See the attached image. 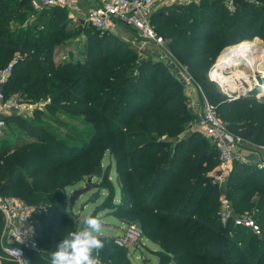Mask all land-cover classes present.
I'll return each mask as SVG.
<instances>
[{
    "label": "trees",
    "instance_id": "1",
    "mask_svg": "<svg viewBox=\"0 0 264 264\" xmlns=\"http://www.w3.org/2000/svg\"><path fill=\"white\" fill-rule=\"evenodd\" d=\"M30 11L29 0H0V67L17 48L35 52L17 58L2 86L4 95L20 93L24 101L49 96L47 109L73 106L70 115L78 111L92 124L85 131L71 129L68 138L45 127L40 121L48 116L45 111L36 109L31 118L16 113L5 117L1 130L8 124L17 129H7L13 139L8 140L7 133L0 135V194L20 189L21 198L40 209L32 216L40 252H28L31 264H50L42 253H52L67 233L78 230L66 205L65 187L85 182L90 174L91 188L106 191L89 215L100 210L147 215L142 236L162 249L156 252L159 264H264V167L234 161L226 183L235 212L258 211L252 216L260 227V234H255L231 219L221 222L218 184L206 170L200 171L219 163L218 150L206 137L192 130L173 147L171 140L151 136L152 132L175 135L192 118L182 92L184 80L162 61L138 57L117 34L75 25L65 9L43 10L28 23ZM149 22L168 39V49L192 79L219 97L214 107L226 128L244 142L264 146V96L228 101L211 91L214 83L206 76L224 47L244 38L264 39V0H235L233 12L222 0L173 4L152 13ZM243 28L254 31L248 34ZM80 32L85 37L83 57L54 63V47ZM138 138L143 142L138 144ZM100 142L103 145L98 146ZM106 151L109 162H114L117 202L112 164L101 167ZM209 223L213 229L206 233ZM106 238L102 236L104 244Z\"/></svg>",
    "mask_w": 264,
    "mask_h": 264
},
{
    "label": "built area",
    "instance_id": "2",
    "mask_svg": "<svg viewBox=\"0 0 264 264\" xmlns=\"http://www.w3.org/2000/svg\"><path fill=\"white\" fill-rule=\"evenodd\" d=\"M29 1L31 11L28 16V23L32 22L43 10L59 7L65 9L67 17L75 25L82 28L94 27L100 31L114 33V30L119 26L128 27L131 30V35L139 41L137 48H143L144 43L159 47L162 52L161 56L172 61V64L181 70V76L183 77L181 78L187 82L193 81L190 74L177 60H171V52L167 47L165 37L156 33L150 25L149 17L164 6L198 4L201 0ZM222 2L229 12L235 10V0H222ZM17 58L18 56L14 57L5 66L0 67V130L5 125L6 116L15 113L21 114L29 109L20 93L5 96L2 91V86L7 82ZM215 83L218 82L215 81ZM222 91L227 98L241 93L236 91L229 94L224 90ZM193 130L206 137L218 150L219 169L211 174L213 181L219 183L223 170L230 169L234 161L242 163L255 162L258 168L264 167V158L256 161L250 158L249 152L244 146H239V143L244 141L226 128L225 124L218 118L214 105L206 99L202 100L200 111L193 121ZM219 203V218L222 223L225 224L231 219L234 225L249 229L255 234H260V227L252 217L245 215L236 216L231 213V205L226 197H223V195L219 196ZM39 210L36 206L30 205L22 199L12 195L0 194V213L5 233V240L2 241L1 250L13 264H31L28 252H40V247L32 228V216ZM142 237V232L137 226L132 223H126L123 233L114 238V241L119 246L128 249L136 246Z\"/></svg>",
    "mask_w": 264,
    "mask_h": 264
},
{
    "label": "rangeland",
    "instance_id": "3",
    "mask_svg": "<svg viewBox=\"0 0 264 264\" xmlns=\"http://www.w3.org/2000/svg\"><path fill=\"white\" fill-rule=\"evenodd\" d=\"M43 27V26H42ZM46 31H53V29L51 27H46L45 29ZM116 31V30H114ZM254 31V29H250V28H243V32L251 34ZM116 34V33H115ZM70 36V35H69ZM54 40H56L55 37H53ZM85 37L82 35V32H80V34L78 35H72L68 38V40L64 41V43L61 45L57 44L53 51H52V59L54 63H60V62H64L67 60L68 57H73V60H77L79 59V57H83L84 55V47H83V42H84ZM264 41V39H262ZM168 39H166V44H167ZM48 43V42H47ZM153 46V45H152ZM154 50L152 49H148L147 50L141 52V54H138V57L140 58H152L153 60H160L162 61L164 64L169 65V67L171 68L170 71H172L173 73H175L176 75H178V77H182L181 76V70L178 69L177 67H175L172 64V61H170L169 59H166L164 56H161L162 52L160 51L159 47L153 46ZM225 48H223L217 55L215 61L212 63V65L208 68L207 72H206V76H207V80L211 81L214 83V85H210V89L211 91H218L219 93H221L222 95L226 96V94L222 91L224 90L222 88V86L218 83H215L214 80H212L209 76L210 70L212 69V67L214 66L215 62L217 61L218 57L220 56V54L223 52ZM34 50L31 48H17L14 53L12 54L11 58L6 62L9 63L14 57L18 56V59H22L23 57L26 56V54H32L35 53L33 52ZM20 56V57H19ZM171 60L175 59V57L173 56V54H171ZM174 62V61H173ZM259 64L258 67H254V69H243V65L239 64L237 65L238 71L242 74L243 72L246 73V76L248 77V80H246L248 83L246 89H247V93L245 94V96H249L252 94V92L254 91L253 89L256 87L257 83L262 81L261 80V69L264 68V61L258 60L257 61ZM109 66V63L106 65V67ZM259 69V70H258ZM247 70V72H246ZM98 72L94 71V74H96ZM224 73L226 75H230L231 74V69L226 68L224 70ZM243 73V74H244ZM183 78V77H182ZM217 82V81H216ZM193 88H189L192 87ZM190 91H192L190 93ZM225 91V90H224ZM238 90L232 91V93L236 92ZM252 91V92H251ZM183 94L186 97V101H187V105L189 108V111L192 114V118H190V120L188 122H186L185 124L182 125L183 129L176 133L175 135H161L158 136V134L156 132H152L151 136L155 139H169L171 140V145H173V147L175 146L174 144L179 140L182 139L184 137L187 136V134L189 132H191L193 130V121L195 119V117L197 116V113H199L200 111V107H201V103L203 99H206L207 101H209L212 105L216 106V104L219 101V97H217L216 95L214 96L213 93H211L209 95V93H207L204 89H202V87L199 84H195L194 82L190 81L188 86H183ZM181 92V93H182ZM221 96V95H220ZM257 98V97H255ZM26 103V105L29 107L28 110L23 111V113H21L20 115H24V117L27 118H31L33 115L34 110L39 109L42 111H45V113L48 115L45 118L42 117V119H40V121H42V123H45V127L48 128V130L53 131L56 135H63L65 137L68 138H72L71 135V129L72 130H76V131H85L87 129H90L92 127V124L89 123L87 118H83V116H80L79 112H75L73 113V115H70V113L73 112L72 107H66L63 105H60V110H51V109H47L45 107L46 104H48L50 102V97L46 96L45 98H41V99H37V100H33V101H24ZM173 103L170 102V104ZM79 109L81 107H78ZM68 113V114H67ZM84 119V120H82ZM9 126H7V128L3 129L0 131V135H6L7 133V139H13L12 137L10 138L8 136V132L7 129L10 131H14L17 128L12 125V124H8ZM10 134V133H9ZM22 138H27L25 135L21 136ZM137 140V141H136ZM135 141L138 142V144H140L141 142H143V139H136ZM14 141V140H12ZM99 145H103V142L98 143ZM239 146L242 147L244 146V148L249 152V156L251 155V147H263L262 145H252L249 144L248 142H240ZM156 148H151L150 151H153ZM249 149V150H248ZM180 154H183L182 151H180ZM110 159V155L109 153L104 154L103 159L101 161V167L107 165L108 163L112 164L111 169H110V175L112 177V180L114 181L115 184V189H116V193H115V198L114 201L117 202L119 197H120V193L117 187V182L115 179V171L113 168V160L111 162H109ZM207 168V169H206ZM219 169V163L217 166H214L212 168L210 167H202L200 169V171L202 170H206V175H208V178L212 181V183H217L215 181H213L211 179V174L215 171ZM230 173V169H225L222 172L221 175V180L219 181L218 187H219V196L226 197L227 200L230 202L231 205V213L238 216V215H245V216H250L252 217L253 215L257 214L258 211L256 210H250L249 212L247 210H243L242 213H237L235 211L236 210V206L233 205L231 198L228 197L227 194V184L228 183V176ZM84 180H80L76 183H74L73 185L67 186L65 187V201H66V205L67 207H71L72 212H73V218H72V223L73 225H75L74 227L76 229L81 227V222L83 220L84 217H86L87 215H89L92 210L94 209V206L98 203H100L105 195V189H97L95 187H92L91 191H99L100 195L97 197V199L94 202H86V199L88 198L89 192L88 193H84V194H80L75 201L72 204L68 203V198L69 195L71 193V191L73 189H76L78 187H81L84 185ZM18 190L20 189H15L11 192H9L10 195L18 198V199H22L21 196L18 194ZM211 197V196H210ZM25 202H27L30 205H35L32 202H28L26 200H24ZM40 206H42L43 204H39ZM39 206V207H40ZM205 206L203 205L197 212V217L198 214L201 213ZM220 207V203L218 204V208ZM245 207V206H242ZM106 210H100L98 211L99 213H97L96 215L99 217H102L105 221V225H104V235L107 237L106 239V243L104 248L100 251L99 253V261L100 264H125L127 262H129L130 264H159V257L156 255L157 250H162L158 243L153 241L150 238L147 237H142L141 240L139 241V243L134 246V247H129L127 249V252H125L123 250V248L118 247V244H114V238L118 237L119 235H121L123 233V229L126 223H132L135 226H137L141 232H142V227H145L148 224L149 221V217L147 215L144 214H138V215H125L124 212L123 214H117V215H112L109 213H105ZM141 220L143 221V225L141 223ZM33 225V223H32ZM72 227V226H71ZM33 228V232L36 234L37 230L34 227V225L32 226ZM73 228V227H72ZM206 229H208L206 231V233L208 231H210L211 229H213V224L209 223L207 224ZM73 231V230H72ZM68 234V233H67ZM249 233L245 234V238H243L245 241L247 239ZM109 238H112L109 239ZM5 240V233H4V229H3V221L0 225V264H6V262H10L7 257L3 254L2 250H1V244L2 241ZM111 240V241H110ZM33 261V260H32ZM176 262L178 263V260H176ZM169 264H173V263H169Z\"/></svg>",
    "mask_w": 264,
    "mask_h": 264
},
{
    "label": "bare ground",
    "instance_id": "4",
    "mask_svg": "<svg viewBox=\"0 0 264 264\" xmlns=\"http://www.w3.org/2000/svg\"><path fill=\"white\" fill-rule=\"evenodd\" d=\"M258 60L264 61V41L258 36L244 38L224 49L210 70L209 76L229 94L235 90L242 92L246 90L248 77L246 73L241 74L238 71L237 65L242 64L243 69L247 68L252 71L254 67H258L259 64L256 65ZM226 68L231 69L230 75L224 73ZM261 80L252 92L257 98L264 96V68L261 69Z\"/></svg>",
    "mask_w": 264,
    "mask_h": 264
},
{
    "label": "clouds",
    "instance_id": "5",
    "mask_svg": "<svg viewBox=\"0 0 264 264\" xmlns=\"http://www.w3.org/2000/svg\"><path fill=\"white\" fill-rule=\"evenodd\" d=\"M105 221L99 216H86L82 227L69 232L50 254V264H100L99 253L105 244Z\"/></svg>",
    "mask_w": 264,
    "mask_h": 264
},
{
    "label": "crops",
    "instance_id": "6",
    "mask_svg": "<svg viewBox=\"0 0 264 264\" xmlns=\"http://www.w3.org/2000/svg\"><path fill=\"white\" fill-rule=\"evenodd\" d=\"M114 33H116L118 35V37L123 40V41H126L128 42L131 47H133L135 49V51L139 54H141V52L147 50L148 52V49H152L154 50V45L152 46V44H148V43H144V47L143 48H137V46L139 45L138 42L132 35H131V30L128 28V27H125V26H119L116 28V31H114ZM192 82H194L196 84V82L193 80ZM189 84V81H184V85L185 86H188ZM189 88H193L192 87H189ZM192 91H190L191 93ZM251 155H250V158L254 161L258 160V159H261V158H264V148L263 147H251ZM114 168V167H113ZM111 177V175H110ZM112 178V177H111ZM96 206V205H95ZM94 206V207H95ZM68 209H71V207H67ZM72 210V209H71ZM107 211V210H106ZM105 211V213H107ZM99 213V212H98ZM88 216V215H87ZM97 216V215H96ZM84 219V218H83ZM82 227V225H81ZM80 228H78L79 230ZM105 234V233H104Z\"/></svg>",
    "mask_w": 264,
    "mask_h": 264
},
{
    "label": "water",
    "instance_id": "7",
    "mask_svg": "<svg viewBox=\"0 0 264 264\" xmlns=\"http://www.w3.org/2000/svg\"><path fill=\"white\" fill-rule=\"evenodd\" d=\"M248 91H244V92H241L239 94H234L232 95L231 97L227 98L228 101H233V100H236V99H242L245 97V94L247 93ZM93 178V175L90 174L88 175V177L86 178L85 180V183L83 186L81 187H78L76 189H73L69 195V198H68V203L69 204H72L75 199L80 195V194H84V193H88L89 192V195H88V198L86 199L85 203L87 202H94L97 197L100 195V192L99 191H91V184H90V181L91 179ZM45 257L47 258H50V254L51 253H48V252H43L42 253Z\"/></svg>",
    "mask_w": 264,
    "mask_h": 264
}]
</instances>
